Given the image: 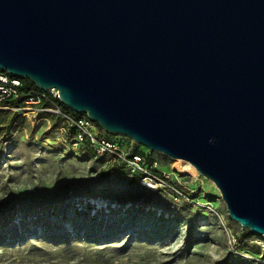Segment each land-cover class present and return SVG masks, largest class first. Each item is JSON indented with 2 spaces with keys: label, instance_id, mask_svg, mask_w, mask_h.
<instances>
[{
  "label": "water",
  "instance_id": "obj_1",
  "mask_svg": "<svg viewBox=\"0 0 264 264\" xmlns=\"http://www.w3.org/2000/svg\"><path fill=\"white\" fill-rule=\"evenodd\" d=\"M0 70L189 162L264 239V0H0Z\"/></svg>",
  "mask_w": 264,
  "mask_h": 264
},
{
  "label": "rangeland",
  "instance_id": "obj_2",
  "mask_svg": "<svg viewBox=\"0 0 264 264\" xmlns=\"http://www.w3.org/2000/svg\"><path fill=\"white\" fill-rule=\"evenodd\" d=\"M58 102L0 108V264H264L260 236L230 218L212 181L151 152L163 183L142 187L109 156L81 150Z\"/></svg>",
  "mask_w": 264,
  "mask_h": 264
},
{
  "label": "built area",
  "instance_id": "obj_3",
  "mask_svg": "<svg viewBox=\"0 0 264 264\" xmlns=\"http://www.w3.org/2000/svg\"><path fill=\"white\" fill-rule=\"evenodd\" d=\"M48 98L50 103L58 100L57 90L49 89L47 92L40 90L35 92L32 90L23 92L21 79L0 70V108H9L11 102L14 101L17 104L22 103L26 106L41 107L43 106V102ZM56 112L66 119L68 127L73 132L78 144L87 146L95 155H107L114 162L128 168L132 175L134 174L135 180L142 187L152 190L156 189L160 182L163 183L156 169L157 163L155 161H147L148 154L151 153L148 149L146 153L131 152V150L124 151L120 148V144L117 141L100 136L97 130V127L100 129L98 124L85 114H77L78 116H76L59 110ZM133 144L131 140V145ZM259 240L260 243H264L262 237ZM231 243L233 246H236L238 240L232 238L230 240Z\"/></svg>",
  "mask_w": 264,
  "mask_h": 264
},
{
  "label": "trees",
  "instance_id": "obj_4",
  "mask_svg": "<svg viewBox=\"0 0 264 264\" xmlns=\"http://www.w3.org/2000/svg\"><path fill=\"white\" fill-rule=\"evenodd\" d=\"M21 81H22V84H23V92H25V91H35V92H38L39 91V89L32 83V82H30V81H28V80H25V79H21ZM43 105L44 106H49L50 105V101H49V98L48 99H46L44 102H43ZM58 105L60 106L59 108L60 109H62V110H64V111H68V113H70V114H73V115H76V116H78L77 114H75L73 111H71V110H67V107H65V106H63L62 104H60V102H58ZM11 106H13V107H16L17 106V102L16 101H14V102H11ZM99 126V125H98ZM99 128H100V126H99ZM100 130H102L101 128H100ZM103 131V130H102ZM101 131V132H102ZM81 150H83V152L84 151H89V152H91L89 149H88V147L87 146H85V145H82V148H81ZM92 153V152H91ZM250 233V232H249Z\"/></svg>",
  "mask_w": 264,
  "mask_h": 264
},
{
  "label": "bare ground",
  "instance_id": "obj_5",
  "mask_svg": "<svg viewBox=\"0 0 264 264\" xmlns=\"http://www.w3.org/2000/svg\"><path fill=\"white\" fill-rule=\"evenodd\" d=\"M176 160H180V159H176ZM182 168V169H181ZM180 169H181V171L183 170V171H187V172H189V174H191V175H197V170H196V168L193 166V165H191L189 162H185V166L184 167H181ZM153 190H155V189H152V191Z\"/></svg>",
  "mask_w": 264,
  "mask_h": 264
}]
</instances>
